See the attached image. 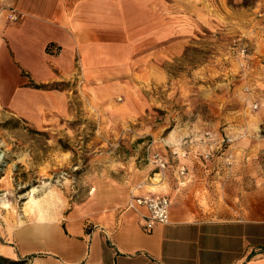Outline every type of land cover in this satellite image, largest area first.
<instances>
[{
    "label": "rangeland",
    "instance_id": "1",
    "mask_svg": "<svg viewBox=\"0 0 264 264\" xmlns=\"http://www.w3.org/2000/svg\"><path fill=\"white\" fill-rule=\"evenodd\" d=\"M191 11L189 34L138 38L125 74L55 84L68 100L30 117L9 108L23 74L0 61V242L141 168L153 183L171 172L178 187L198 183L203 218L264 221V0H193Z\"/></svg>",
    "mask_w": 264,
    "mask_h": 264
},
{
    "label": "crops",
    "instance_id": "2",
    "mask_svg": "<svg viewBox=\"0 0 264 264\" xmlns=\"http://www.w3.org/2000/svg\"><path fill=\"white\" fill-rule=\"evenodd\" d=\"M192 2L0 0V61L23 74L14 79L19 85L9 108L27 117L38 108L48 112L55 97L68 100L52 85L76 77L86 86L125 74L138 38L172 42L181 28L190 33ZM11 11L19 16L15 22L8 18ZM41 101L48 104L37 105ZM179 165L183 175L185 166ZM175 174L153 183L156 178L141 168L129 181L105 182L61 220L18 226L0 242V256L25 258L27 264H264V221L201 217L194 197L198 183L178 187ZM148 193L170 200L168 223L150 230L143 227L144 208L126 209L132 196Z\"/></svg>",
    "mask_w": 264,
    "mask_h": 264
},
{
    "label": "built area",
    "instance_id": "3",
    "mask_svg": "<svg viewBox=\"0 0 264 264\" xmlns=\"http://www.w3.org/2000/svg\"><path fill=\"white\" fill-rule=\"evenodd\" d=\"M8 18L11 22H15L19 16L15 11H11ZM242 51L244 52V49ZM256 107L254 106V108ZM156 158H158L157 154L153 156V162L156 163V166L164 168L165 162L161 158ZM184 170V167H181L180 174H183ZM139 208L145 210L142 219L143 227L147 230L152 229L157 224H167L169 221L170 200L164 195L148 193L143 196H132L126 209L138 210Z\"/></svg>",
    "mask_w": 264,
    "mask_h": 264
},
{
    "label": "trees",
    "instance_id": "4",
    "mask_svg": "<svg viewBox=\"0 0 264 264\" xmlns=\"http://www.w3.org/2000/svg\"><path fill=\"white\" fill-rule=\"evenodd\" d=\"M29 85L36 89H42L46 87L44 85H35V84H29ZM52 86H55V85H52ZM0 264H27V259L18 258L16 260H13V259H8L3 256H0Z\"/></svg>",
    "mask_w": 264,
    "mask_h": 264
},
{
    "label": "bare ground",
    "instance_id": "5",
    "mask_svg": "<svg viewBox=\"0 0 264 264\" xmlns=\"http://www.w3.org/2000/svg\"><path fill=\"white\" fill-rule=\"evenodd\" d=\"M34 190V189H33ZM31 204V203H30Z\"/></svg>",
    "mask_w": 264,
    "mask_h": 264
}]
</instances>
